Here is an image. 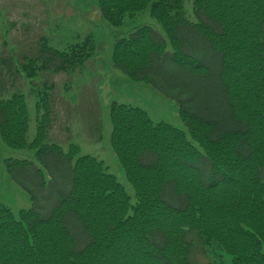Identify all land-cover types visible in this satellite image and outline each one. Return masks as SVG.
I'll list each match as a JSON object with an SVG mask.
<instances>
[{"label": "trees", "instance_id": "trees-1", "mask_svg": "<svg viewBox=\"0 0 264 264\" xmlns=\"http://www.w3.org/2000/svg\"><path fill=\"white\" fill-rule=\"evenodd\" d=\"M192 5L195 20L185 0H99L114 26L150 7L165 36L137 26L115 40L112 59L177 99L188 131L112 102L111 146L135 189L132 201L102 159L80 154L77 144L65 151L46 142L53 85H44L35 140L69 163V187L49 213L0 204V264H194L197 244L226 250L232 264H264V0ZM189 40L208 48L219 104L204 106L189 91L188 82L206 74L197 70L212 67ZM36 47L19 61L0 50V135L13 148L26 146L30 111L25 95L8 87L24 74L82 66L97 48L92 35L63 50L46 38Z\"/></svg>", "mask_w": 264, "mask_h": 264}, {"label": "rangeland", "instance_id": "rangeland-1", "mask_svg": "<svg viewBox=\"0 0 264 264\" xmlns=\"http://www.w3.org/2000/svg\"><path fill=\"white\" fill-rule=\"evenodd\" d=\"M184 8L187 17L195 20L192 0H185ZM142 24L152 26L165 36L162 25L150 14L149 6L114 26L102 15L99 0H0V50L10 51L16 61L35 54L36 44L43 43L45 38L49 45L63 50L92 35L97 46L82 66L69 71H37L34 78L24 74V77L18 76L14 87H8L9 91L18 90L25 95L30 123L23 148L9 146L0 135V204L16 214L20 209L33 206L49 213L69 187V163L42 151L35 140L37 117L43 114V110H37L38 93L44 85H53L54 122L47 131L46 142H56L65 151L77 144L81 147L80 154L102 159L108 171L124 185L131 200H135V189L111 146L112 102L142 107L155 121L165 120L188 131L177 99L150 81L133 79L113 62L115 40ZM188 43L212 63L209 69L197 70L206 74L188 82L190 93L196 94L204 106L219 104L221 91L208 48L201 41L189 40ZM16 159H27L31 163L19 165ZM193 241L197 243L196 239ZM193 258L198 264L233 263L229 252L211 245L197 244L191 256L192 263L196 264Z\"/></svg>", "mask_w": 264, "mask_h": 264}]
</instances>
